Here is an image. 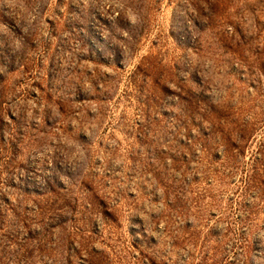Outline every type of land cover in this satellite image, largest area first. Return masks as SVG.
Listing matches in <instances>:
<instances>
[{
	"label": "rangeland",
	"instance_id": "1",
	"mask_svg": "<svg viewBox=\"0 0 264 264\" xmlns=\"http://www.w3.org/2000/svg\"><path fill=\"white\" fill-rule=\"evenodd\" d=\"M0 264H264V0H0Z\"/></svg>",
	"mask_w": 264,
	"mask_h": 264
}]
</instances>
